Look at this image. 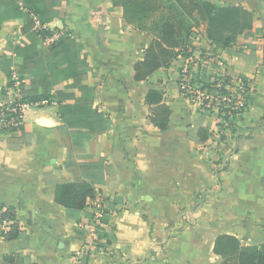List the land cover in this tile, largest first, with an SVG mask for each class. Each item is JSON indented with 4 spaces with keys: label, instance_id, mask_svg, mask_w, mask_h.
Listing matches in <instances>:
<instances>
[{
    "label": "crops",
    "instance_id": "1",
    "mask_svg": "<svg viewBox=\"0 0 264 264\" xmlns=\"http://www.w3.org/2000/svg\"><path fill=\"white\" fill-rule=\"evenodd\" d=\"M114 1L60 0L45 27L53 36L67 33L89 65L95 105L111 122L105 135L85 143V150L107 162L110 172L88 201V215L70 219L54 198L58 183L74 182L65 168L56 103L28 108L20 132L0 129V204L14 211L22 232L17 240H0V262L23 255L36 264H82L85 258L86 264H223L214 253L219 236L236 237L248 248L264 246V0H214L252 12V29L220 50L211 45L206 24L197 22L191 40L193 55L201 58L189 63V57H178L142 82L135 81V66L160 37L166 13L140 14ZM27 19L23 11L22 17L0 22V103L8 74L22 65L15 44L35 36L21 34ZM204 68L213 79L225 75L249 85L247 107L231 129L213 124L202 104L181 89L185 69L192 81ZM24 79L30 84L31 76ZM151 90L161 91L162 104L171 110L165 131L149 119ZM218 127L225 130L220 139ZM200 129L209 132L206 141H200ZM233 141L228 180H210L211 162ZM215 190L211 201L190 208L197 197ZM98 197L106 199L111 212L105 233L113 243L105 240L88 252L83 226ZM171 229L178 233L174 240Z\"/></svg>",
    "mask_w": 264,
    "mask_h": 264
},
{
    "label": "trees",
    "instance_id": "2",
    "mask_svg": "<svg viewBox=\"0 0 264 264\" xmlns=\"http://www.w3.org/2000/svg\"><path fill=\"white\" fill-rule=\"evenodd\" d=\"M59 3L60 0H0V22L22 17L23 11L28 14L21 34L34 33L35 36L29 42L21 41L14 46L16 56L22 59L19 67L21 77L31 76L30 84L21 85V96L24 102L31 105L43 101L56 103L57 116L62 122L58 133L67 150L65 168L72 174L74 182L58 183L54 198L68 210L69 218L77 221L83 215H88V201L96 197L98 187L105 183L110 172L107 162L86 152L85 143L105 135L111 119L95 105L90 68L82 58L80 49L70 42L69 37L45 45V41L53 36V31L45 27L53 22ZM114 5L131 6L140 14L159 11L166 13L160 37L144 51L142 61L135 66L137 82L146 81L158 69L169 68L178 57L188 58L193 55V24H206L211 45L225 50L236 42L238 36L251 30L254 22V14L242 6H219L214 0H115ZM188 20H194V23L188 25ZM10 78L11 73L8 74ZM230 80L227 77L225 83L230 84ZM192 82L209 92L213 91L215 85L208 68L194 75ZM218 92L226 94L223 88ZM163 95L161 91L151 90L146 96V103L150 107L149 119L161 131L167 129L171 115L169 107L162 104ZM208 103V100L203 102L204 111ZM223 112L228 110L220 107V114ZM223 121L231 127L235 119L230 120V116H226ZM219 126L223 128L224 124ZM208 136L207 130H199L201 142L206 141ZM221 139L226 140V137L222 136ZM2 206L16 220L14 211L8 206ZM21 233L20 226L14 225L5 240H17ZM101 238L108 244L113 243L107 233H103ZM214 253L223 258V264H264V246L248 248L233 236H219L215 241ZM86 261L85 258L82 264H86ZM0 264L36 263L23 255H16L5 256Z\"/></svg>",
    "mask_w": 264,
    "mask_h": 264
},
{
    "label": "built area",
    "instance_id": "3",
    "mask_svg": "<svg viewBox=\"0 0 264 264\" xmlns=\"http://www.w3.org/2000/svg\"><path fill=\"white\" fill-rule=\"evenodd\" d=\"M69 37L65 32L58 31L52 38L46 40V45L57 42L59 39ZM20 43V42H18ZM17 43V44H18ZM48 43V44H47ZM187 61L192 63L196 61L194 55H191ZM229 76L217 75L215 77V85L213 91L202 90L199 84H194L189 78V71L185 69L181 79V89L183 93L196 102L203 104L208 100L207 109H211L216 104L219 107L218 119L223 121V118L230 116V120L239 118L245 111L247 106V96L249 91L248 83L242 78H231L230 84H226V78ZM25 83V79L21 77L18 71L11 73L8 88L6 90L5 99L0 103V129L5 133L20 132L24 126L25 112L30 107H45L50 105L49 101H43L36 105H31L22 100L21 85ZM225 89L226 94H220L218 90ZM220 107H224L228 112L220 114ZM204 110V109H203ZM220 115H222L221 118ZM226 127L228 124L221 122ZM108 203L106 199L98 197L92 204V216L86 220L83 230L88 231L90 240V251H96L101 248L103 240L102 234L107 230L109 220ZM19 225L17 219L11 218L9 210L0 205V240H5L8 233L12 230V226Z\"/></svg>",
    "mask_w": 264,
    "mask_h": 264
},
{
    "label": "rangeland",
    "instance_id": "4",
    "mask_svg": "<svg viewBox=\"0 0 264 264\" xmlns=\"http://www.w3.org/2000/svg\"><path fill=\"white\" fill-rule=\"evenodd\" d=\"M194 20H188L187 24H193ZM199 58H201V56H199L198 54L194 55V59L198 60ZM219 107L217 106V104L212 107L211 109H207L204 112V114L208 117L211 116L210 119H212L213 124H221V121L218 119V109ZM225 129H231L229 127V125H227L225 127ZM217 132L219 131V127L216 129ZM216 132V131H215ZM220 133H217L218 139H220V135H224L225 130L222 129L221 131H219ZM230 136H232L229 133V137L228 140L230 139ZM226 137V136H225ZM227 139V137H226ZM236 149V145L235 142H226L224 147L221 149V153H218V156L215 157V160L217 161H213L210 164V180H228V177L230 176V173H228L230 171V163L229 160H231V157L234 154V151ZM201 172H203L205 174V169H201ZM217 190H215L214 193H211L206 195H201L199 197H197L196 201L194 202V204L192 206H190V208H196L198 206H201L203 203H207L210 199H212V197L214 195H216ZM170 233L173 235V240L175 239V236L177 237L178 233L176 234L175 232H172V229L170 230Z\"/></svg>",
    "mask_w": 264,
    "mask_h": 264
},
{
    "label": "water",
    "instance_id": "5",
    "mask_svg": "<svg viewBox=\"0 0 264 264\" xmlns=\"http://www.w3.org/2000/svg\"><path fill=\"white\" fill-rule=\"evenodd\" d=\"M40 123H41L43 126H46V127H50V126H51V124L48 123V122L45 121V120H40Z\"/></svg>",
    "mask_w": 264,
    "mask_h": 264
}]
</instances>
